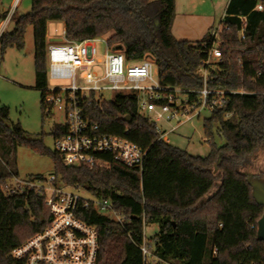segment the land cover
<instances>
[{"label":"trees","instance_id":"16d2710c","mask_svg":"<svg viewBox=\"0 0 264 264\" xmlns=\"http://www.w3.org/2000/svg\"><path fill=\"white\" fill-rule=\"evenodd\" d=\"M175 10V0H31V11L15 18L13 31L0 36V47L2 54L23 51L27 29H33L35 87L47 114L49 22L64 23L68 41L107 37L110 48L123 47L128 63L151 58L162 87L182 90L195 101L190 91L203 88L199 70L215 40L210 34L195 43L177 40L171 31ZM242 19L244 40L239 36ZM221 23L229 27L220 37L221 59L214 69L205 67L210 70L208 89L227 92L228 99L204 120L211 148L205 158L161 139L156 124L139 113L135 95L117 94L111 102L91 95L81 107L101 134L125 138L146 152L142 171L106 155L99 158L107 167H67L42 138H31L20 125L10 126L9 109L0 106V264H22L9 258L10 252L50 218L42 197L3 194L1 186L18 176L20 148L49 157L62 185L111 201L121 222L93 209L82 211L81 217L98 229L97 264H144L138 245L152 224L159 227L153 255L170 264H264V242L257 240L264 207L256 204L244 176L253 172L252 157L264 147V0H230ZM66 132L57 125L51 135L55 140ZM215 134L225 141L220 147ZM254 175L264 179V171Z\"/></svg>","mask_w":264,"mask_h":264},{"label":"built area","instance_id":"2783aa9c","mask_svg":"<svg viewBox=\"0 0 264 264\" xmlns=\"http://www.w3.org/2000/svg\"><path fill=\"white\" fill-rule=\"evenodd\" d=\"M19 2L20 0H15L14 8L5 22L12 18ZM257 10L262 11L263 7L259 5ZM224 19L225 16L222 21ZM242 23L239 36L244 40V19ZM228 30L229 27L221 23L210 33L215 41L204 67L199 70L203 78V88L190 91L197 96L195 101H191L188 95H184L185 98L179 101L176 97L179 89L171 91L162 87L158 80L157 67L151 58L147 57L138 63H128L123 51L110 48L104 37L72 42L65 38L64 32L60 42L49 44L48 79L71 83L65 89L47 88L44 98V105L49 114L55 108L65 114L66 122L63 126L67 132L55 139L54 150L60 155L63 164L67 167H87L90 170L107 167L109 163L99 158L100 155H106L127 168L142 171L146 157L144 150L125 138L101 134L98 125L89 123L83 114L81 101L91 95L100 102L103 101L98 99L96 94L104 91L135 95L140 114L151 117V114L159 110L166 121L178 118L180 113L189 120L199 117L202 111L211 112L216 107H222L228 99V93L208 89L210 70L205 66H210L213 59H221L220 37ZM4 31L3 28L0 36ZM100 40L106 45V51L101 58L96 48V43ZM99 67L103 70L102 77L94 71V68ZM78 79L85 85L78 86ZM63 92L64 99L61 95ZM158 119L151 117L150 121L155 123ZM156 129L163 139L166 133L157 125ZM1 189L5 196L34 193L44 199L49 211L47 225L10 252L9 258L22 264H97L100 250L98 229L81 217L82 211L93 209L121 222L120 216L113 210L111 201L98 199L83 188L62 185L55 176L48 180L13 176ZM85 193L90 194L92 198L83 196ZM138 247L144 264H170L154 257L151 242L147 241L145 233Z\"/></svg>","mask_w":264,"mask_h":264},{"label":"rangeland","instance_id":"374dc122","mask_svg":"<svg viewBox=\"0 0 264 264\" xmlns=\"http://www.w3.org/2000/svg\"><path fill=\"white\" fill-rule=\"evenodd\" d=\"M0 33L3 30V14L8 15L14 8L15 0H0ZM177 7L175 17L172 23V34L177 40H185L192 43L203 40L213 30L217 29L225 16V11L229 0H176ZM31 11V0H21L19 6L13 12V20L4 32H11L14 29L15 18L26 15ZM64 33L62 22H50L48 25L49 37L62 38ZM107 39V37L104 36ZM49 44V43H48ZM99 52V58L106 51L104 41L96 43ZM218 61L213 59L211 69H214ZM99 77L103 76L101 67L94 68ZM81 75V74H80ZM78 86H84L78 79ZM68 81H54L48 79V89H65L70 86ZM104 85V84H102ZM62 98H65L63 92ZM117 94L111 91L97 93L96 97L103 102H111ZM177 99L185 98L183 91L176 93ZM0 106L9 109L10 126L20 125L21 128L31 138H42L44 146L55 150V140L51 135L57 125H64L65 114L57 108L50 114L44 112L41 106V93L35 87L34 70V36L33 29L29 27L25 36V48L23 51L8 49L2 54L0 47ZM146 116V115H145ZM210 116V112L202 111L199 117L187 119L181 113L178 118L166 121L158 110L151 117H158L155 124L166 133L163 140L179 148L193 157L205 158L210 154V144L205 136L203 123ZM150 119V116H146ZM215 143L220 147L224 144V139L214 135ZM254 163L253 174H260L264 171V147L259 149L252 157ZM16 171L22 179L29 177H43L48 180L54 176L53 162L49 157H41L34 152L20 148L17 152ZM68 191H72L68 189ZM82 195V194H81ZM83 196L91 199L88 193ZM159 232L157 224L147 225L144 233L147 241L151 242L154 249L153 238Z\"/></svg>","mask_w":264,"mask_h":264},{"label":"water","instance_id":"95a60500","mask_svg":"<svg viewBox=\"0 0 264 264\" xmlns=\"http://www.w3.org/2000/svg\"><path fill=\"white\" fill-rule=\"evenodd\" d=\"M115 50L123 51V47L119 46ZM126 120H130L127 118ZM217 169H215V172ZM244 176L247 178V183L252 189L253 198L259 206L264 207V179L256 177L252 173H245ZM45 220L42 218L41 223H44ZM257 240L259 242H264V213L261 219L257 223Z\"/></svg>","mask_w":264,"mask_h":264},{"label":"crops","instance_id":"0c3cea01","mask_svg":"<svg viewBox=\"0 0 264 264\" xmlns=\"http://www.w3.org/2000/svg\"><path fill=\"white\" fill-rule=\"evenodd\" d=\"M230 1V0H229ZM20 2H21V0H20ZM20 2H19V4H20ZM19 4H18V6H19ZM175 5H176V7H177V2H176V0H175ZM228 5V4H227ZM175 13H176V10H175ZM14 17V16H13ZM13 17L9 20V21H6V22H4V25H3V28L6 30L7 28H8V26L10 25V23H11V21L13 20ZM6 20V19H5ZM4 20V21H5ZM50 23V22H49ZM49 23L47 24V42L49 43V44H51V43H58V42H60L61 40H62V38H55V37H52V38H50L49 37V34H48V25H49ZM62 25H63V29H64V32H65V25H64V23H62Z\"/></svg>","mask_w":264,"mask_h":264}]
</instances>
